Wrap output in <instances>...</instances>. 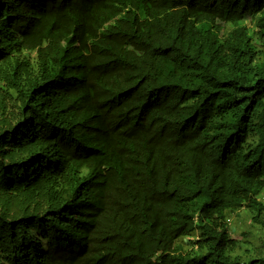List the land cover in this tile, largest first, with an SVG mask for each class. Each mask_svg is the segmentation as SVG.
Listing matches in <instances>:
<instances>
[{"label":"trees","instance_id":"16d2710c","mask_svg":"<svg viewBox=\"0 0 264 264\" xmlns=\"http://www.w3.org/2000/svg\"><path fill=\"white\" fill-rule=\"evenodd\" d=\"M263 195L264 0H0V264H264Z\"/></svg>","mask_w":264,"mask_h":264},{"label":"rangeland","instance_id":"374dc122","mask_svg":"<svg viewBox=\"0 0 264 264\" xmlns=\"http://www.w3.org/2000/svg\"><path fill=\"white\" fill-rule=\"evenodd\" d=\"M261 199H264V195L261 196ZM229 224L230 233L233 238L241 239V233L250 232L251 235L249 234L248 239L252 243V246L264 250V234L261 233L256 227L250 225L243 212L235 210V213L231 214Z\"/></svg>","mask_w":264,"mask_h":264},{"label":"clouds","instance_id":"9594fccd","mask_svg":"<svg viewBox=\"0 0 264 264\" xmlns=\"http://www.w3.org/2000/svg\"><path fill=\"white\" fill-rule=\"evenodd\" d=\"M230 232V231H229Z\"/></svg>","mask_w":264,"mask_h":264}]
</instances>
